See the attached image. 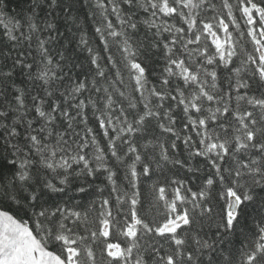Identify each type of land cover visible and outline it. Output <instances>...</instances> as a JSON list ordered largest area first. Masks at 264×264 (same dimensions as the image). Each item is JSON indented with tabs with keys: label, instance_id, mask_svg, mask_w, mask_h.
I'll list each match as a JSON object with an SVG mask.
<instances>
[{
	"label": "snow or ice",
	"instance_id": "1",
	"mask_svg": "<svg viewBox=\"0 0 264 264\" xmlns=\"http://www.w3.org/2000/svg\"><path fill=\"white\" fill-rule=\"evenodd\" d=\"M24 2L0 0V264H264V0Z\"/></svg>",
	"mask_w": 264,
	"mask_h": 264
},
{
	"label": "trees",
	"instance_id": "2",
	"mask_svg": "<svg viewBox=\"0 0 264 264\" xmlns=\"http://www.w3.org/2000/svg\"><path fill=\"white\" fill-rule=\"evenodd\" d=\"M26 7V3L24 2V0H8V13H10L11 15H16L21 8ZM237 17L239 18V13H236ZM230 30H231V26H230ZM3 31L2 26H0V32ZM87 31H88V35H89V39L90 41H92L94 44H97L98 41L96 40V38L93 36L92 33V28L91 26H87ZM73 47H75V44L73 45ZM79 58L81 61L86 62V56L87 53L86 52H80L78 53ZM155 179H159L161 184L164 183V177L160 176L159 174L153 178V180ZM153 181H148L147 183H144L141 185V191H142V204L140 206V211L141 213H145L147 212V210L151 207V191H150V187L149 185L152 183ZM155 212V209H153V213ZM239 259V257H237V260Z\"/></svg>",
	"mask_w": 264,
	"mask_h": 264
}]
</instances>
